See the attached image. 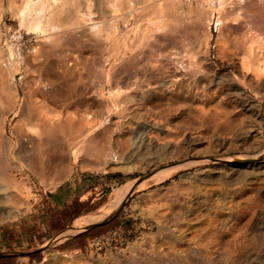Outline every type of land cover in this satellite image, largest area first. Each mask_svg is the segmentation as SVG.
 <instances>
[{
    "label": "rangeland",
    "instance_id": "obj_1",
    "mask_svg": "<svg viewBox=\"0 0 264 264\" xmlns=\"http://www.w3.org/2000/svg\"><path fill=\"white\" fill-rule=\"evenodd\" d=\"M162 1L72 0L67 4L58 1L61 13L54 20L55 25L47 20L44 27H40L34 22H22L28 11L25 0H0V135H4L0 141L6 140L2 144L0 142L1 151L11 153L12 140L19 150L23 144L30 145L32 139L42 136L39 122L29 117V113L36 109L43 113L45 111L48 118L66 117L67 110L55 104L52 98L56 99L59 90L63 91V88L73 84L71 88L76 89L74 100L84 97L86 105L84 103L80 108L69 109V113L76 112L78 120L88 114L92 115L91 119L94 118L89 125L86 123L87 128L79 127L74 130L77 131L73 136H68L81 139L84 131L94 126L93 123L96 125L104 119L105 128L113 129L115 123H112L117 116H121L122 110L114 111L107 104V95L113 89L114 82L109 83L102 73L111 68H120L122 64L119 59L122 56H136L139 61L158 66L161 63L155 60L160 55L172 56L173 60L166 68L176 72L175 75L183 76L178 83L184 87L179 98L164 102L165 107L173 105L174 111L166 116L171 119V130L160 118H150L147 123L143 118L145 112L135 110L141 99L137 97L139 92L134 89V84L137 85L142 79L136 76L138 69H131V89L125 92L132 97L127 102V96L123 94L117 98V102L121 107L129 106L132 109L122 114L128 116L127 120H123L126 123L121 128L114 126L117 129L113 134L114 139L125 140V143L128 140L124 145L126 147L116 145L113 140H105L106 156L98 161L83 153L79 161L67 162V171L58 179L55 175L40 178L32 172L31 165L18 161V166L22 167L19 169H24L25 174L20 176L19 169L16 174L20 180L29 183L32 193L28 194L29 198L22 206H18L21 209L17 207V213L11 214V202H8L7 210L0 215V227L25 223L27 226H21L20 230L22 232L24 227L31 229L33 240L26 250L35 249V252L29 256L24 253L15 256L11 264H43L49 249L67 259L82 256L92 262H116L117 258L119 262L124 259L122 256L131 258L128 246L136 241L141 243L151 233L148 219L141 214L143 204L137 201V196L121 206L119 211L117 209V215L110 222L92 227L80 238L55 245L53 238L62 228L75 225V220L98 214L99 210L102 212L113 199L115 191L142 175L141 172L127 173L125 169L143 164L153 151L156 153L157 150L180 145L183 153L193 148L197 151L208 148L214 153L247 156L264 150V74L259 76L254 71L248 72L242 66V60L253 42H258L253 43V61L264 60V0ZM165 2L169 3L168 6ZM65 12L74 15L68 25L64 20L68 15L66 13L65 16ZM153 18L168 22L159 31L153 30L150 37L140 43L142 32L146 26H150L149 21ZM218 19L221 24L217 27ZM70 28L71 32L68 30ZM123 87L126 88L125 85ZM199 108L205 111H219V108L226 111L229 108L227 112L231 113L234 127L229 126L230 121L228 127L224 123L223 128L216 130L215 123L201 124ZM43 149L38 147L35 155H42ZM0 185L4 187V184ZM67 188L71 189L69 197L56 201L53 196ZM10 195L11 189L0 190V198Z\"/></svg>",
    "mask_w": 264,
    "mask_h": 264
},
{
    "label": "bare ground",
    "instance_id": "obj_2",
    "mask_svg": "<svg viewBox=\"0 0 264 264\" xmlns=\"http://www.w3.org/2000/svg\"><path fill=\"white\" fill-rule=\"evenodd\" d=\"M25 1L28 11L25 12L22 22H34L40 27H44L47 20L53 24L57 16L60 15L61 12L59 13V11L61 9L58 10L60 6L58 1H60V3L63 1L66 4L67 2L72 3V0ZM146 1L155 2L156 0H145V2ZM165 4L167 3L165 2ZM66 13L67 12H65V16L68 15L64 20L67 21L68 25L74 15L71 12ZM160 15L159 18H162V15ZM211 16L212 19H214L213 13ZM166 22L168 21L165 20L164 22L163 19L156 18L149 21L150 26H146L145 31L142 32L143 36L140 37L142 40L139 38L141 41L140 43L146 40L147 37L153 33V30L156 32L162 29L160 27L164 23L167 24ZM212 22L211 20V24H213ZM217 22L218 27L221 24L220 19H218ZM52 30H55V28L52 27ZM68 30L71 32L72 28ZM253 43L256 44L258 42ZM253 43L248 47L249 52L247 51V56L243 58L242 66L248 72L254 71L260 76L264 74V60L258 62L253 61ZM260 45L261 43H259V46ZM65 60L67 59L65 58ZM119 60H121L122 64L120 68H111L108 71L104 70L102 73L109 83L114 82L112 84L113 89L107 95V104L110 105V107L112 106V110L114 111L122 110L120 111L122 114L132 109V107L129 106L121 107V104L117 102V98L126 94L127 97L125 98L128 102V99L132 97L125 91L131 89V85L129 84V81H131L130 78L132 77L130 75V70L138 69L139 73L136 76H140L142 81L140 80V82L136 83L137 85L134 84V89L139 92L137 97L141 99V102L137 104L135 110H143L145 112H143L146 115L143 114L145 116L143 117L145 121L150 118L155 120L158 118L163 119L168 129L171 130L169 128L171 119L169 120L166 116L167 114H171L174 109L172 108L173 105L165 107L164 102L179 98L180 93L184 89L182 85H179L181 83H178L182 81L183 76L175 75L176 72L166 68V66L171 64L173 57L160 55L155 60L161 63L160 66L139 61L140 59L136 56L129 58L122 56ZM50 70L52 71V69ZM71 70L73 71V69ZM168 78H170V81ZM73 85L67 86L68 88L66 89L63 88V91L59 90V95L55 93L58 95V97L55 96L57 97L56 99L52 98L54 93L51 97L55 104L67 110L66 117H63V119L62 117H59L60 119L48 118L45 111L44 113L46 114L40 110L36 111L37 109L35 110L33 106L29 105L35 110L29 113V117L31 120L39 122L38 128L42 136H40V138L38 137L36 140L32 139L30 145L23 144L19 150L11 139L13 141L9 140L11 142H9L11 144H9L11 146V153L0 150V184H4V187L0 185V190L11 189L10 196H7V198H0V215L5 213L7 204L10 202L11 214L13 212H19L18 208L20 207L18 206H22L25 200L29 198L28 194L31 192L32 188L29 183L27 184V182L20 180L18 174H16L17 169L22 168L20 165L18 166V161H24L31 165L30 169L32 172L40 178L55 175L58 179L67 171L69 167L67 162L71 160L77 161L81 155H84L83 153L87 154L89 157L91 156V158L94 157V159L98 161L106 156L107 149L104 145L105 140H108V142L113 140L116 145L123 146L127 143L128 140L125 143V140L114 139L113 137L115 129H117L114 128V126L121 128L124 123H126L123 122V120L124 118L127 120L128 116L122 114L121 116H117L116 121H113V123L111 122L112 124L115 123L114 126L112 125L113 129H111L112 127L105 128V119L100 121L97 120L98 122H96L98 124L96 123L95 125L93 123L94 126H90L91 128L87 130L84 129L86 132L84 131L81 135V139L77 136L80 140H77L76 137L68 136L75 133L77 130L75 132L74 130L79 127L80 129L84 127L87 128V126H85L86 123L89 125L94 118L91 119L90 117L92 115L88 114L86 117L84 116L85 118L82 117V119L78 120V114L76 112L69 113V109L80 108L86 102L84 97L83 99L81 97V100L79 99L78 101L74 100L76 89L74 90L71 88ZM123 85H125L126 88L123 87ZM192 87L193 86H191V88ZM102 94L105 95L104 92ZM153 99H155V101ZM84 105H86V103ZM219 107L224 108L221 106ZM41 108L40 105L39 109ZM220 108L219 111H205L204 108H199L200 114L198 117L201 118L200 121V118L197 117L199 122L204 125L208 122L209 124L215 123V130L223 128L222 126L224 123V126L228 127L227 123L232 121L230 118L231 113L227 112L229 108H227L228 110L226 109V111H220ZM42 110H44V106ZM25 117L27 118V115ZM27 120H29V118ZM218 121L222 123H218ZM262 121L264 122V117ZM29 123H31V121ZM229 124L232 128V122ZM1 125L2 124H0V126ZM224 129L227 128L225 127ZM100 130L103 132L97 133ZM189 130H191V128ZM228 132L229 131H227V133ZM198 134L201 135V133ZM185 135H187L186 131ZM173 137L169 138L172 139ZM179 138L181 137L179 136ZM1 139H4L3 134L0 135V140ZM4 141L6 142V140ZM25 141H27V139ZM38 147H44L45 150L43 149L42 155H35L34 151L37 150ZM179 147L173 145L162 150H157L156 153L153 151L143 164H139L130 169L126 168L125 170L127 173L133 174L135 172H141L142 175L129 180L115 191L113 199L102 212L99 210L100 213L97 212L98 214L89 216L82 223H77L74 229L62 234H66L65 237L69 234L74 235L80 231L88 230L95 225L106 222L101 221L108 218L117 209L120 210L121 206L134 196H137V201L143 204L141 214L148 219L151 233L142 239L141 243L136 241L129 246L127 245V250L132 253L131 258L122 256L124 259L119 262L118 258L116 262L112 260L92 262L82 258V256H79V258L74 257L67 259L66 256L61 257L49 251L50 249L48 248L49 250H47L48 252L45 254L43 264H264V150L255 155L233 156L226 155L222 152L214 153L215 151L212 152L208 148L197 151L193 150L194 148L192 146L193 149H189L183 153ZM122 149L121 151H123ZM18 171L21 172L20 176H24V169H19ZM15 206L17 210L14 208ZM13 208L15 210H13ZM62 235L60 236L62 237Z\"/></svg>",
    "mask_w": 264,
    "mask_h": 264
},
{
    "label": "crops",
    "instance_id": "obj_3",
    "mask_svg": "<svg viewBox=\"0 0 264 264\" xmlns=\"http://www.w3.org/2000/svg\"><path fill=\"white\" fill-rule=\"evenodd\" d=\"M70 192H71V189L67 188V189H64L63 191L56 193L55 196H53V197L56 201L61 200V199H66L67 197H69ZM118 211L113 213L112 215H110L108 218L103 219L101 221V222H104V221H106V222H104V223L100 222V223L106 224V223L110 222L112 220V218H114L117 215ZM87 218L88 217H85V218L80 219V220L79 219L75 220L76 224L79 222L82 223ZM75 225L66 226L65 228H62L61 230L57 231L55 238H53L55 240L53 242L54 245L57 243L64 244L66 242H71L77 238H80L87 231L91 230V229H88L85 231H80L79 233H76L74 235L69 234L66 237H65L66 234L62 235L65 232L67 233L70 230L74 229ZM21 226H27V225L25 223H21L19 225H12V226L10 225V226L0 227V258H11V263L15 259V256H18V255L23 254V253L29 256L35 252L34 251L35 249L26 250L27 248L30 247V243L33 241L31 229H26V227H24L23 231L21 232V230H20ZM95 226H97V225H95ZM29 228H31V227H29ZM49 229H50V227H49ZM60 235H62V237H64V238H62Z\"/></svg>",
    "mask_w": 264,
    "mask_h": 264
},
{
    "label": "trees",
    "instance_id": "obj_4",
    "mask_svg": "<svg viewBox=\"0 0 264 264\" xmlns=\"http://www.w3.org/2000/svg\"><path fill=\"white\" fill-rule=\"evenodd\" d=\"M0 264H11V258H0Z\"/></svg>",
    "mask_w": 264,
    "mask_h": 264
},
{
    "label": "built area",
    "instance_id": "obj_5",
    "mask_svg": "<svg viewBox=\"0 0 264 264\" xmlns=\"http://www.w3.org/2000/svg\"><path fill=\"white\" fill-rule=\"evenodd\" d=\"M187 1H190V0H187Z\"/></svg>",
    "mask_w": 264,
    "mask_h": 264
},
{
    "label": "water",
    "instance_id": "obj_6",
    "mask_svg": "<svg viewBox=\"0 0 264 264\" xmlns=\"http://www.w3.org/2000/svg\"><path fill=\"white\" fill-rule=\"evenodd\" d=\"M91 229V228H90Z\"/></svg>",
    "mask_w": 264,
    "mask_h": 264
}]
</instances>
